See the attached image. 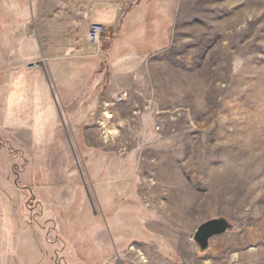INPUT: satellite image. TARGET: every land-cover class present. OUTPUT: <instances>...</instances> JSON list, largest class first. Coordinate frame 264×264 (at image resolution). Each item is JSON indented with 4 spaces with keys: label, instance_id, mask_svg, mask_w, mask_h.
Instances as JSON below:
<instances>
[{
    "label": "rangeland",
    "instance_id": "rangeland-1",
    "mask_svg": "<svg viewBox=\"0 0 264 264\" xmlns=\"http://www.w3.org/2000/svg\"><path fill=\"white\" fill-rule=\"evenodd\" d=\"M55 4L41 30L54 31L55 47L93 51L101 69L86 79L101 82L90 87L99 96L76 150L85 208L47 221L32 211L44 226L37 261L264 264V0ZM101 13L107 31L93 45L87 33ZM219 216L233 227L202 251L194 232ZM29 247L21 264L34 260Z\"/></svg>",
    "mask_w": 264,
    "mask_h": 264
},
{
    "label": "crops",
    "instance_id": "crops-1",
    "mask_svg": "<svg viewBox=\"0 0 264 264\" xmlns=\"http://www.w3.org/2000/svg\"><path fill=\"white\" fill-rule=\"evenodd\" d=\"M41 3L0 0V264H21V248L27 244L35 248L32 264L43 260L37 261L39 248L44 252L38 235L44 226L32 211L40 207L47 221L64 207L70 213L85 205L76 150H85L81 142L87 143L91 127L86 120L92 119L99 96L90 87L101 82L90 84L86 73L101 64L90 49L55 47L54 31L43 32L40 19H55L56 0H47L45 10ZM24 23L34 29L24 30ZM102 171L93 176L95 183L102 182ZM64 190L72 194L68 203L63 202Z\"/></svg>",
    "mask_w": 264,
    "mask_h": 264
},
{
    "label": "water",
    "instance_id": "water-1",
    "mask_svg": "<svg viewBox=\"0 0 264 264\" xmlns=\"http://www.w3.org/2000/svg\"><path fill=\"white\" fill-rule=\"evenodd\" d=\"M233 227V223L224 216L212 217L201 222L194 232L193 238L202 251L210 245L214 235L222 234Z\"/></svg>",
    "mask_w": 264,
    "mask_h": 264
},
{
    "label": "built area",
    "instance_id": "built-area-1",
    "mask_svg": "<svg viewBox=\"0 0 264 264\" xmlns=\"http://www.w3.org/2000/svg\"><path fill=\"white\" fill-rule=\"evenodd\" d=\"M107 31V26L105 22L101 20H93L90 23V27L87 33L88 41L93 44L97 45L101 42L103 34Z\"/></svg>",
    "mask_w": 264,
    "mask_h": 264
}]
</instances>
